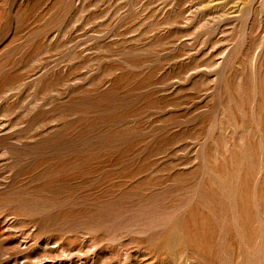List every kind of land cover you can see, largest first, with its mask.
<instances>
[{
    "label": "rangeland",
    "instance_id": "374dc122",
    "mask_svg": "<svg viewBox=\"0 0 264 264\" xmlns=\"http://www.w3.org/2000/svg\"><path fill=\"white\" fill-rule=\"evenodd\" d=\"M0 264H264V0H0Z\"/></svg>",
    "mask_w": 264,
    "mask_h": 264
}]
</instances>
